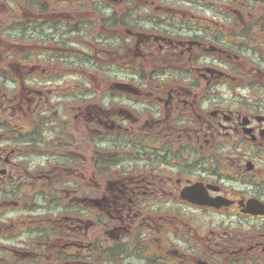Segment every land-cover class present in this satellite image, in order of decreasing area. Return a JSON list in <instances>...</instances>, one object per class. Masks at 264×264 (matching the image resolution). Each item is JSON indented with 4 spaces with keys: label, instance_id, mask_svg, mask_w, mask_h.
Segmentation results:
<instances>
[{
    "label": "flooded vegetation",
    "instance_id": "obj_1",
    "mask_svg": "<svg viewBox=\"0 0 264 264\" xmlns=\"http://www.w3.org/2000/svg\"><path fill=\"white\" fill-rule=\"evenodd\" d=\"M0 264H264V0H0Z\"/></svg>",
    "mask_w": 264,
    "mask_h": 264
}]
</instances>
